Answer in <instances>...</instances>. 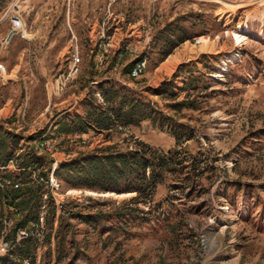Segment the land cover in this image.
<instances>
[{
	"label": "rangeland",
	"instance_id": "rangeland-1",
	"mask_svg": "<svg viewBox=\"0 0 264 264\" xmlns=\"http://www.w3.org/2000/svg\"><path fill=\"white\" fill-rule=\"evenodd\" d=\"M8 1L18 3L29 38L0 45V127L39 136L32 144L22 142L25 148L52 139L59 164L103 147L133 149L135 141L165 152L175 147V139L152 122L58 137L52 127L60 117L83 114L86 103L100 105V82L125 86L169 116L174 115L169 102L149 89L171 81L179 100H185L190 74L174 78L180 65L193 69L199 85L208 88L200 96L191 94L201 102L200 110H183L177 118L194 130L195 139L184 147L205 154L214 173L205 175L193 194L173 188L178 182L170 176L153 205H139L152 212L162 204V210L119 234L111 232L120 223L113 211L133 195L61 185L56 200L62 205L109 216L95 227L72 220L60 263L56 239L51 246L43 239L36 264H264V0ZM177 19L186 20L193 39L158 63V37ZM9 29V19L0 13V40ZM103 30L113 48L97 67ZM235 34L242 35L241 43ZM76 49L79 74L55 94L53 83L67 72ZM119 50L124 57L114 64ZM139 59H146L148 68L132 79L126 69ZM50 233L47 224L45 237Z\"/></svg>",
	"mask_w": 264,
	"mask_h": 264
},
{
	"label": "trees",
	"instance_id": "trees-1",
	"mask_svg": "<svg viewBox=\"0 0 264 264\" xmlns=\"http://www.w3.org/2000/svg\"><path fill=\"white\" fill-rule=\"evenodd\" d=\"M10 6L8 0H0V13L5 15ZM196 18L199 19V15ZM160 34L158 40L162 47L158 63L164 62L180 45L193 39L188 33L185 19L169 23ZM113 58L114 64L117 63L118 55ZM132 66L133 63L126 69L129 75ZM186 69L180 65L177 75L174 76L177 78L180 73L190 74L188 83L183 88L184 91H189L185 100H179L180 95L176 93L171 81L163 82L157 90L149 89L154 95L169 102L168 108L174 112L173 116L151 105L127 87L106 80L99 83L98 89L104 99V105L86 103L83 114L60 117L52 127V131L58 137H81L91 131L99 133L119 131L128 127H138L144 122H152L175 139V147L167 152L154 148L144 141H135L133 149L120 150L116 145L103 147L59 164L56 177L60 184L67 188L133 195L115 207L113 213L118 216L120 223L117 227H112L111 232L119 234L127 231L129 226L138 224L133 222H138L154 212L158 214L162 210V204L152 212L140 209L139 205H153L159 186L165 184L170 176L178 182L173 188L176 190L189 188L193 194L204 176L216 170L210 159L201 151L192 154L184 147L185 143L195 139L194 130L188 124L180 122L177 117L186 109L200 110L201 102L197 96L201 95L202 90L208 89L199 85L201 80L193 74V69ZM192 92L199 95L193 96ZM37 137L39 136L23 137L0 127V167L16 159L21 169V173L16 175L10 172L2 175L3 178L15 184L19 183L20 186L17 189L0 187V239L5 235V240L12 247L8 254L0 256V264H36L39 242L34 238L18 242L17 233L39 219L45 204L47 224L51 229V233L45 237V243L51 246L53 239H56L54 246L57 247L58 263L64 257L62 253L72 227V220H79L80 223L95 227L109 216V213L103 211L83 213L82 210H77L79 205L73 203L63 204L60 214L57 215L58 206L52 194L31 177L32 171H40L47 175L53 159H48L46 155H38L34 145L27 148L22 145V142L32 144ZM47 194L48 200L44 202L43 198ZM4 219L13 221L12 228L7 231ZM56 221L58 226L55 229ZM51 251L53 250L50 247L49 252Z\"/></svg>",
	"mask_w": 264,
	"mask_h": 264
},
{
	"label": "built area",
	"instance_id": "built-area-1",
	"mask_svg": "<svg viewBox=\"0 0 264 264\" xmlns=\"http://www.w3.org/2000/svg\"><path fill=\"white\" fill-rule=\"evenodd\" d=\"M5 18L9 19L10 21V29L7 31L5 36L0 40V45L2 48L10 46L16 39H28L29 33L27 25L23 19V17L19 14V7L18 3L11 6L5 14ZM105 26V25H104ZM101 44H100V53L101 55L98 56L97 60V67L103 65V60L107 58L110 54V50L113 48V40L111 37H107L104 33L100 35ZM120 58L124 57V51H117L116 53ZM80 63H81V56L76 49L70 58V65L66 73L60 75L56 81L53 83V90L55 94H58L66 86L74 80L80 71ZM148 63L146 59H139L133 63L132 69L130 71V77L132 79L140 78L147 70ZM1 72V69H0ZM96 96L99 99V104L104 105V99L102 98L100 93H97ZM36 150L38 155H46L53 158V163L50 172L47 175H43L40 171H32V179L39 185L45 187L52 196L55 198L56 205L58 206V214L61 212L62 203L56 200V196L60 191L61 184L56 177V170L59 166V160L56 157L54 141L50 138L43 137L38 139L36 142ZM6 172H10L14 175L21 173V169H19V164L16 159L11 160L6 166L0 167V187L5 189L9 187H13L15 189L19 188L20 184L12 183L8 179L2 177ZM44 202L48 200V194L44 196ZM46 208L47 205L45 204L42 207V213L40 214L39 219L36 222H33L30 227L27 229L19 230L17 233V241L26 240L28 238H34L38 242L45 239V232H46ZM4 223L7 229L12 228L13 221L4 219ZM5 231V232H6ZM4 234V233H3ZM5 235H2V239H0V256H5L11 250V244L5 240Z\"/></svg>",
	"mask_w": 264,
	"mask_h": 264
},
{
	"label": "bare ground",
	"instance_id": "bare-ground-1",
	"mask_svg": "<svg viewBox=\"0 0 264 264\" xmlns=\"http://www.w3.org/2000/svg\"><path fill=\"white\" fill-rule=\"evenodd\" d=\"M249 28H247V30H248ZM246 30V31H247ZM234 37H235V40H237V43H241V41H243V37H242V35H239V34H235L234 35ZM200 43H202V41H200Z\"/></svg>",
	"mask_w": 264,
	"mask_h": 264
}]
</instances>
